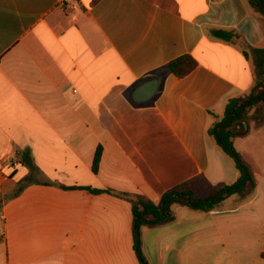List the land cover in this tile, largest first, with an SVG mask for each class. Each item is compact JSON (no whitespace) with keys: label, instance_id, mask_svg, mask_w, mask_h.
<instances>
[{"label":"crops","instance_id":"1","mask_svg":"<svg viewBox=\"0 0 264 264\" xmlns=\"http://www.w3.org/2000/svg\"><path fill=\"white\" fill-rule=\"evenodd\" d=\"M253 49H264V17L248 0H0V264H140L120 194L158 204L198 175L239 177L208 131L254 88ZM184 54L198 62L189 75H159ZM153 78L156 95L137 101ZM261 107L235 146L260 134ZM252 147L236 149L255 190L144 227L149 264H264V148Z\"/></svg>","mask_w":264,"mask_h":264},{"label":"trees","instance_id":"2","mask_svg":"<svg viewBox=\"0 0 264 264\" xmlns=\"http://www.w3.org/2000/svg\"><path fill=\"white\" fill-rule=\"evenodd\" d=\"M248 3L256 14L264 17V0H248ZM213 35L227 42L239 41V34L235 30L217 29ZM252 51L263 54L255 61L254 88L247 95L232 98L228 102L223 117L218 119L208 131L216 144L234 161L240 173L239 177L230 184L214 185L206 176L198 175L167 190L158 204L140 195L120 194L132 204L134 249L140 264H149L143 252L142 230L144 227L153 228L172 222L175 219L177 206L212 211L218 209L222 202L232 195L239 194L246 197L255 190L254 170L236 149L233 141L234 136L243 134L238 131L237 127L243 122H248L251 117L250 111L264 105V49H253ZM244 53L248 56L246 50ZM197 66L198 62L192 54H184L172 60L159 75L172 73L178 78H184ZM100 157L101 148L95 155L94 171H97ZM22 162L27 165L31 164L30 158L27 157H24ZM87 189L92 192L103 191L88 187ZM262 256L264 257V253Z\"/></svg>","mask_w":264,"mask_h":264},{"label":"water","instance_id":"3","mask_svg":"<svg viewBox=\"0 0 264 264\" xmlns=\"http://www.w3.org/2000/svg\"><path fill=\"white\" fill-rule=\"evenodd\" d=\"M160 81V78H153L147 81L136 90L134 95L135 99L137 101H147L153 98L159 90Z\"/></svg>","mask_w":264,"mask_h":264},{"label":"rangeland","instance_id":"4","mask_svg":"<svg viewBox=\"0 0 264 264\" xmlns=\"http://www.w3.org/2000/svg\"><path fill=\"white\" fill-rule=\"evenodd\" d=\"M257 110H259V109H257ZM257 110H256L255 113H253V114H254V115L258 114V115H259L258 117L261 119L262 116H264V105L261 107V109H260L259 111H257ZM259 121H260V120H259ZM258 130L260 131V134L253 138V137H251V135H252V136H255L257 129H255V128L252 127V131H251L250 134H249V136H250V140H249L248 137H246L245 139H242L243 142L246 143L248 146L253 145L252 148H264V146L260 143L262 137L264 136V127L260 128V129H258ZM236 139H237V137L234 136V137H233V141H234V142L237 141ZM244 143H241V144H240V143L237 142V143H235V144H236L235 147H236V148H242V145H243Z\"/></svg>","mask_w":264,"mask_h":264},{"label":"built area","instance_id":"5","mask_svg":"<svg viewBox=\"0 0 264 264\" xmlns=\"http://www.w3.org/2000/svg\"><path fill=\"white\" fill-rule=\"evenodd\" d=\"M75 2V3H74ZM73 3L69 2L68 0H61V4L65 7V8H72L75 9L77 7V2L78 0H74ZM2 236L0 235V241L2 240L1 238Z\"/></svg>","mask_w":264,"mask_h":264}]
</instances>
